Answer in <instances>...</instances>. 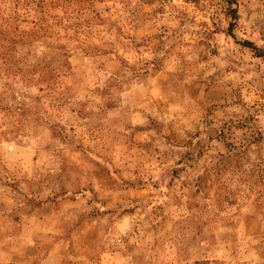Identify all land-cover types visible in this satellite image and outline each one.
<instances>
[{
	"label": "rangeland",
	"instance_id": "rangeland-1",
	"mask_svg": "<svg viewBox=\"0 0 264 264\" xmlns=\"http://www.w3.org/2000/svg\"><path fill=\"white\" fill-rule=\"evenodd\" d=\"M0 264H264V0H0Z\"/></svg>",
	"mask_w": 264,
	"mask_h": 264
},
{
	"label": "trees",
	"instance_id": "trees-1",
	"mask_svg": "<svg viewBox=\"0 0 264 264\" xmlns=\"http://www.w3.org/2000/svg\"><path fill=\"white\" fill-rule=\"evenodd\" d=\"M248 46H250L253 50H256V47H254L253 45H251L250 43H247Z\"/></svg>",
	"mask_w": 264,
	"mask_h": 264
}]
</instances>
